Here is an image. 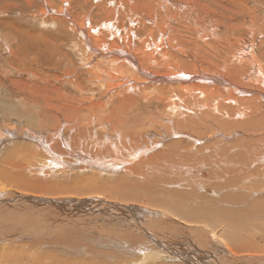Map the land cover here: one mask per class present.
<instances>
[{"label": "bare ground", "instance_id": "bare-ground-1", "mask_svg": "<svg viewBox=\"0 0 264 264\" xmlns=\"http://www.w3.org/2000/svg\"><path fill=\"white\" fill-rule=\"evenodd\" d=\"M67 2L62 0L59 11L47 6L44 15L49 13L48 16L53 18H74L66 7ZM88 2V8L79 19H74L76 29L85 36V40H79V50L85 61L86 90L92 96L93 88L99 89L103 95L101 105H109L115 97H122L124 101L116 105L119 119H131L129 114H132L140 118L143 125L139 123L136 130L111 129L110 124H104L105 121L101 122L98 117L90 121L74 118L72 124L64 120L61 128L45 130L39 119L27 120L38 127V141L46 142L52 138L54 146L63 143L72 149L64 151L65 155L69 154L68 160L71 162L66 164L83 163L108 172H126L128 178L139 181H143L144 177L136 176L134 172L148 171L149 183L167 187L159 188L152 184L135 195L131 193L125 196L140 199L142 204L138 206L100 201L104 215L112 219V223H108L101 221V215L82 216L85 200L94 199L92 197L59 202L6 191L7 188L0 185V243L7 238L36 239L37 235L47 236L59 229L70 234L73 226L81 230L80 237L86 240L122 237L126 236L123 226L128 223L133 233L168 249L182 264H264V189L259 188L264 185V86L257 85V71L251 78L254 82L252 89L242 84L243 79H248V70L243 65L236 71L238 74L242 71L240 76L237 74L241 78L237 82L219 75L217 71L202 70L199 61L186 51L177 29L172 28L166 11L169 6L165 7L167 4L163 0H148L146 10H141L139 3L131 0ZM101 10L106 14L97 18V12ZM134 23L140 25L134 27ZM63 29L67 30L65 27ZM39 35L50 46L60 47V29L43 31ZM141 35L142 40L139 38ZM73 39L78 40L77 37ZM56 52V49L52 50L51 56ZM227 54L242 60L248 55L242 50ZM188 60H192V63L189 64ZM228 60L229 56L226 55L225 61ZM162 70L166 71L160 72ZM62 76L79 90L84 88L73 73L63 72ZM138 76L149 78L150 85L151 81L154 82L153 87H145L142 79H136ZM229 77L236 79L234 73ZM45 81L40 76L28 86L37 88ZM141 103H155V107L160 108L155 119L148 117L153 112L148 111L147 114L142 110L144 105ZM84 105L91 108L95 103L87 100ZM182 127L186 130H181ZM208 128L215 132L208 133ZM235 128L240 130L233 131ZM107 129L113 135L101 137ZM229 131L233 132L228 135ZM176 134L177 138H173ZM157 138L161 141H154ZM163 145L165 147L161 149ZM31 146L34 150L38 149L35 145ZM40 154L37 155L40 163L28 171L29 179L40 184L30 183V189L22 190L45 195L44 184L52 177L42 174L45 155ZM141 158H148L143 160L148 164L138 162ZM200 169L203 175L209 176L207 180L197 177ZM116 177L112 174L113 180ZM217 178H222L229 189L214 196L195 191L179 192L170 186L179 181H189L198 188ZM250 182L257 186L243 190L235 188L236 184ZM206 200L208 207L200 214L201 205ZM234 204L247 206L252 219L261 221L262 231L255 236L244 235L239 245L235 238H231L235 246L228 244L229 248H225L219 244L218 238L222 235L215 231L217 226L211 236L207 224L203 225L202 220L194 218L208 217L214 221L218 216L215 212L217 205L228 208L219 212L220 215L228 214V218L231 213L228 205ZM254 224L244 223L243 232ZM253 256H260L257 259L259 262L246 263V259ZM158 259V256H153L149 260L157 262Z\"/></svg>", "mask_w": 264, "mask_h": 264}, {"label": "rangeland", "instance_id": "rangeland-1", "mask_svg": "<svg viewBox=\"0 0 264 264\" xmlns=\"http://www.w3.org/2000/svg\"><path fill=\"white\" fill-rule=\"evenodd\" d=\"M131 1L138 2L140 9L146 10L145 4L148 0ZM163 1L167 4L165 7L169 6L170 10L166 8V11L168 10L172 28L177 29L186 51H189L193 59L199 61L202 70L217 71L219 75L237 82L241 78L237 77L236 71L240 65H243L248 70V79H243L242 84L253 89L254 82L251 78L254 77V71H257V85L264 86L263 71L258 70V62L264 65V0ZM47 6L54 11H59L62 0H0V185L5 186L6 191H17L59 202L92 197L94 199L85 200L82 216L101 215V221L112 223V219L104 215L100 201H116L128 206L141 205L140 199L125 196L131 193L135 195L145 190V187L149 188L150 185L155 184L149 183L148 171L134 172L136 176L144 177L143 181H139L128 178L126 172H108L103 168H90L83 163L66 164L71 162L68 160L69 154L65 155L64 151L72 149L63 143L60 146H54L51 142L52 138L46 142L38 141L36 138L38 127L32 126L27 118L39 119L45 130L61 128L64 120L67 124H72L71 120L74 118L90 121L98 117L101 122L105 121L104 124H110L111 129L119 127L118 129L136 130L140 126L139 123L142 125L143 123L140 118L132 114H129L131 119H119L120 114L116 105L124 101L122 97H115L109 105H101L103 95L100 90L96 89V91L93 88L92 96L86 90L88 84L84 77L85 61L81 58L82 54L79 50L81 46L79 40H85V36L76 29L74 19H79L82 12L88 8V0H68L66 7L74 18H53L48 16L49 13L45 16L43 11ZM105 14L106 11H98L97 18ZM130 20H128L129 23H131ZM128 22L126 25L129 24ZM137 25V23L133 24L134 27ZM55 29L61 30L60 47L50 46L46 39L39 35L40 32H51ZM73 37H77L78 40ZM142 37L143 35L139 37L140 40ZM54 49L57 52L51 56ZM241 50L248 54L245 60L227 54ZM17 51L18 55L13 56ZM226 55L229 56L227 62ZM133 56L136 57V54ZM188 63H192V60H188ZM164 71L166 70L160 72ZM63 72L73 73L84 88L79 90L62 76ZM227 72L234 73L236 79L230 78ZM152 73L155 74L153 71ZM241 74L242 71H239L238 76ZM40 76L45 78L44 83H40L37 88L28 86ZM136 79L140 81L142 77L138 76ZM142 80L145 87L147 85L153 87L154 82L151 81L152 85H150L149 78L143 77ZM87 100H92L95 105L91 108L84 105ZM141 105L146 106H143L142 110L147 111V114L148 111L153 112L148 117L156 118L160 108H156L155 103L154 105L141 103ZM89 125L92 126L91 123ZM99 127L98 125V132ZM181 130L186 129L182 127ZM239 130L233 129V131ZM233 131L227 134L230 135ZM207 132L215 131L208 128ZM106 134L99 135L103 138L113 135L110 129L106 130ZM165 137L166 135L163 138ZM173 138H177V134ZM69 140H71L70 137ZM154 141L160 142L161 139L157 138ZM74 143L76 141L72 144L73 148ZM30 144L37 146L38 149L34 150ZM164 147L163 145L161 149ZM40 153L45 155L43 157L45 169L42 174L52 177L44 184L45 195L22 190L30 189V183L40 184L38 181H31L28 177V171L31 170L29 168L40 163H38L40 157L37 156L41 155ZM176 154L179 155L178 152ZM144 159L148 158H141L138 162L148 164V161L143 162ZM202 171L200 169L196 173L197 177L199 180H207L209 176L203 175ZM112 174L114 177L117 176L114 180ZM155 185L159 188L167 187ZM170 186L172 190L179 192H203L209 196L221 194L229 189L224 185L222 178H217L198 188L189 181H179ZM253 186L257 185L253 182L239 183L235 185V188L243 190ZM259 188L263 190L264 185ZM207 207L206 200L201 205L200 214H203ZM228 207L231 208L228 218V214H219L228 208L217 205L215 212L218 216L214 221H210L208 217L194 219L202 220L203 225L207 224V230L211 236L214 235L213 229L217 226L215 231L222 235L218 238L219 244L225 248H229L228 244L235 246L231 238H235L236 244L239 245L244 235L255 236L262 231L261 221L252 219L247 206L234 204ZM247 222L255 224L251 229L243 232V225ZM131 230V226L127 223L123 226L126 236H111L107 239L97 237L86 240L80 237L81 230L73 226L70 228V234L59 229L53 230L47 236L37 235L36 239L7 238L0 243V264H182V261L171 251ZM153 256L159 257L157 262L149 260ZM260 256H255L256 258L253 256L251 259L248 257L246 263L259 262L257 259Z\"/></svg>", "mask_w": 264, "mask_h": 264}, {"label": "crops", "instance_id": "crops-1", "mask_svg": "<svg viewBox=\"0 0 264 264\" xmlns=\"http://www.w3.org/2000/svg\"><path fill=\"white\" fill-rule=\"evenodd\" d=\"M258 70L259 72L263 71V74H264V65L260 64L259 62H258ZM263 83H264V80H263Z\"/></svg>", "mask_w": 264, "mask_h": 264}]
</instances>
